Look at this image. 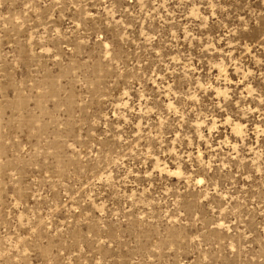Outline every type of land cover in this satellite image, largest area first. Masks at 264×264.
Listing matches in <instances>:
<instances>
[{"label":"rangeland","instance_id":"1","mask_svg":"<svg viewBox=\"0 0 264 264\" xmlns=\"http://www.w3.org/2000/svg\"><path fill=\"white\" fill-rule=\"evenodd\" d=\"M0 264H264V0H0Z\"/></svg>","mask_w":264,"mask_h":264}]
</instances>
